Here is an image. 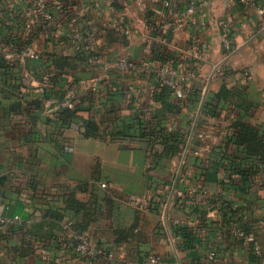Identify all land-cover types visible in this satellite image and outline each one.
Returning <instances> with one entry per match:
<instances>
[{
	"label": "crops",
	"instance_id": "obj_1",
	"mask_svg": "<svg viewBox=\"0 0 264 264\" xmlns=\"http://www.w3.org/2000/svg\"><path fill=\"white\" fill-rule=\"evenodd\" d=\"M32 1L0 0V174L12 175L0 212L26 226L0 232V264H143L151 253L162 264H201L211 251L222 264H264L233 233L241 225L254 229L264 252V162L243 185L236 169L249 167V159L241 152L222 155L236 120L264 130V0H209L193 13L186 11L189 0H173L171 7L167 0H49L67 7L55 12L60 38L40 42L39 58L12 63L5 75L2 50L22 38L23 11ZM221 22L230 30V49ZM75 31L96 33L105 64L79 56L83 44L67 37ZM202 44L204 59L197 53ZM121 60L136 66L125 70ZM165 62L178 75L188 62L196 74L185 85V99L175 91L165 99L181 101L178 113L164 108L160 94L166 84L156 68ZM225 89H245L252 110L238 107L242 100ZM69 93L75 105L85 100L84 110L62 121L59 105ZM217 93L226 95L219 99L220 116L204 114ZM20 99H42L44 108L29 117L15 110ZM155 115L163 119L161 135L176 133L168 144H179L177 152H164L161 135L153 148L145 139L112 135L123 124L140 131ZM83 117H93L102 135H84ZM68 194L81 203L76 210L68 209ZM133 195L148 209L128 204ZM75 222L114 258L64 251L61 226ZM182 227L189 244L178 237Z\"/></svg>",
	"mask_w": 264,
	"mask_h": 264
},
{
	"label": "built area",
	"instance_id": "obj_2",
	"mask_svg": "<svg viewBox=\"0 0 264 264\" xmlns=\"http://www.w3.org/2000/svg\"><path fill=\"white\" fill-rule=\"evenodd\" d=\"M208 1L209 0H189V6L186 10L187 13H193L197 5L207 4ZM242 1L245 2L246 0ZM165 4L167 7H171L173 5V0H167ZM61 10V2L49 0H33L29 6L25 7L23 11L24 21L22 24V36L23 39H27L28 41H30V43L23 47H18L13 43H8L7 46L2 50L6 60L19 61L20 63H24L28 58H39L41 55V50L37 48V45L40 42L49 43L54 39L60 38L61 36L60 29L55 25V12ZM261 11L264 12L263 9ZM169 24L171 25L172 22H170ZM220 24L223 25L226 31V33H224V47L226 49H230L231 42L228 37V32L230 30L225 24H223V22H221ZM126 32H130L129 27H126ZM67 37L69 42H71L72 44L84 45L87 53L89 54V60L92 64H105L104 56L98 51L97 48L96 33L90 31H75L72 33H68ZM206 52L207 47L205 44L197 46V53L199 55L198 58L204 59ZM187 65L188 62H184L181 64L184 70L179 75L170 64V62L160 64L156 68L161 82L172 87L176 95L182 100L186 98V83L196 77L195 72L189 69ZM118 66L125 70H130L134 69L136 65L132 60H121L118 62ZM167 74L178 75V79L168 78L166 76ZM24 77L28 80L33 79V76L28 72L24 73ZM59 106L74 108L75 101L73 94H67L65 100ZM102 186H106V184H102ZM128 204L140 210L148 209L145 199L140 196H130V198L128 199ZM19 221V216L7 217L0 212V232L7 225ZM70 226L71 223H67L64 225L68 238L63 246L64 251L73 250L88 257L105 256L111 259L114 258V253L112 251L98 246L87 233L76 232ZM233 233L242 240V242L255 256L259 258L263 256V247L257 234L252 231H246L240 226L235 227L233 229ZM178 237H181V235H178ZM143 264H162V258L155 253H151L144 259ZM201 264H222V262L217 253L215 251H211Z\"/></svg>",
	"mask_w": 264,
	"mask_h": 264
},
{
	"label": "trees",
	"instance_id": "obj_3",
	"mask_svg": "<svg viewBox=\"0 0 264 264\" xmlns=\"http://www.w3.org/2000/svg\"><path fill=\"white\" fill-rule=\"evenodd\" d=\"M62 3V2H61ZM30 5V4H29ZM28 5V6H29ZM66 6L62 3V10H66ZM24 21V20H23ZM23 24V22H22ZM22 29V28H21ZM23 31V29H22ZM22 36V34H21ZM8 43H13L18 47H23L27 44L30 43V41H28L27 39H20V41L18 42L17 40H10ZM79 56L83 59H89V54L87 53L84 45H80L79 47ZM42 55V54H41ZM40 55V56H41ZM1 63L3 64V66L6 68L5 71V75H7L8 73H11V69L12 67L11 64L15 63L18 64L20 63L19 61H9L6 60L4 54L2 55L1 58ZM161 96L162 99L165 101L164 102V108L168 109L172 112L178 113L181 111V101L178 98H173L170 99L168 101H166L165 99L167 97H169L174 89L172 87H170L169 85H163L161 88ZM224 92H226L227 94H235L237 95L242 101H240V103H238V107L243 108L244 111H250L252 110V108L254 107V105L252 103H250L247 100V93L244 90L241 89H236L234 90H227L225 89ZM225 95V94H224ZM224 95H222L221 93H217L215 96H213L212 98H210L209 100L206 101L205 105H204V114L209 115V116H213V117H218L221 114V108L219 107V99H221ZM225 95V96H226ZM62 99V97H61ZM89 99L91 101H94V96L91 95V97H89ZM85 100L83 98L80 99V102H78L74 108H69V107H64L58 110L59 113V120L65 121V120H73V118H77L79 116L78 112L82 109V105L85 103ZM43 104H44V100L42 99H34V100H28V101H22L21 99L19 100V102H17L15 110L23 113L29 117L33 116V113L35 112V110H43ZM94 105L91 104V106L89 108L86 109V111H92L93 110ZM83 124L85 127L84 130V135L86 136H100L101 131L99 128V125L97 123V121L93 118V117H83ZM163 126V119L159 118L157 115H155L151 121H149L143 128H141L140 131L137 132H132V124H123L122 126L117 127V129H115V132H112L113 136L116 135H121L123 138H141V139H145L146 142L148 143H153V144H145L146 147L151 145V148L154 147V145L159 142V137L162 133V131H158V127L160 130H164V128H162ZM232 135L228 136L227 141H226V145L224 146V151L222 152V155L227 159L228 157L233 156V153H244L245 157L247 159H249L250 161V165L249 167H245L243 166L242 168H237L236 171L240 174L243 185H247V183L249 182V180H251L252 176L254 175V173L256 172V168L259 166V163L264 162V130L253 126L251 124L248 123H244L241 122V120H236V122L233 123L232 127ZM117 131V132H116ZM176 133L175 132H171L170 135H161L163 137V139L160 141L161 143H165L164 145V152H170V154L172 152H177L179 149V144H168L170 142V140L175 137ZM229 151H231V153H229ZM163 154H157L158 157H161ZM224 158V159H225ZM30 186L32 188V190L34 192L38 191V185H37V181L35 180L34 176H32L31 180H30ZM245 187V186H242ZM65 201L68 204V209L71 210H76L77 208H79L81 206V203L75 198L74 195H66L65 197ZM223 204L225 205V208H229L230 205L228 203V201H224ZM41 211V210H39ZM231 211V210H230ZM51 213H49V216L54 217L57 220L62 221L63 218V214L54 211V210H50ZM63 218V219H60ZM67 224V223H65ZM63 224L61 226V229L64 233L65 236V241L68 240L67 238V234H66V230L64 228ZM11 225V229L13 232H17V231H21L23 229L26 228L25 225L22 224H17V222L13 223V224H9ZM73 230H75L76 232H80L82 233L85 229H86V225L83 224V222H75L74 224L71 223L70 226ZM240 227L244 228L246 231H252L255 234H257V232L252 229L249 228L247 226L241 225ZM181 235L182 238H184V240H186V242H188L189 244V240H190V232L189 230H187V228L182 227L179 231V234ZM258 235V234H257ZM180 237V238H181ZM264 253V252H263ZM80 254V253H79ZM150 254H148L146 257H148ZM254 255V254H253ZM255 256V255H254ZM145 257V258H146ZM256 259L260 262L263 263L264 259H262L264 256L262 257H257L255 256Z\"/></svg>",
	"mask_w": 264,
	"mask_h": 264
},
{
	"label": "water",
	"instance_id": "obj_4",
	"mask_svg": "<svg viewBox=\"0 0 264 264\" xmlns=\"http://www.w3.org/2000/svg\"><path fill=\"white\" fill-rule=\"evenodd\" d=\"M12 182V175L9 173L0 174V196L4 197L6 195V191L4 187Z\"/></svg>",
	"mask_w": 264,
	"mask_h": 264
}]
</instances>
